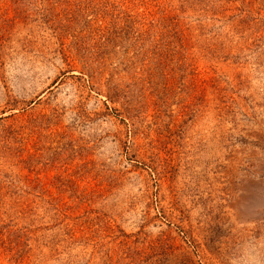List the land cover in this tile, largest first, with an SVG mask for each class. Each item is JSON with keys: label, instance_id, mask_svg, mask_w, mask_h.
<instances>
[{"label": "rangeland", "instance_id": "rangeland-1", "mask_svg": "<svg viewBox=\"0 0 264 264\" xmlns=\"http://www.w3.org/2000/svg\"><path fill=\"white\" fill-rule=\"evenodd\" d=\"M0 264H264V0H0Z\"/></svg>", "mask_w": 264, "mask_h": 264}]
</instances>
